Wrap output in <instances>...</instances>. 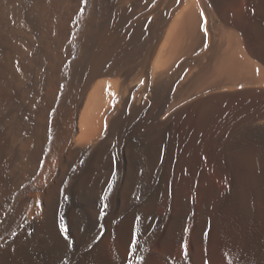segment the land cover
Returning <instances> with one entry per match:
<instances>
[{
  "label": "bare ground",
  "instance_id": "6f19581e",
  "mask_svg": "<svg viewBox=\"0 0 264 264\" xmlns=\"http://www.w3.org/2000/svg\"><path fill=\"white\" fill-rule=\"evenodd\" d=\"M0 264H264V0H0Z\"/></svg>",
  "mask_w": 264,
  "mask_h": 264
},
{
  "label": "snow or ice",
  "instance_id": "6c2138e0",
  "mask_svg": "<svg viewBox=\"0 0 264 264\" xmlns=\"http://www.w3.org/2000/svg\"><path fill=\"white\" fill-rule=\"evenodd\" d=\"M87 2V0H82V3H86ZM105 209L107 208V204H105ZM62 227H63V225H62ZM64 238H65V240L66 241H68V244H69V246H72V243H73V241L71 240V238L68 236V233H67V229L66 228H64ZM185 248H186V246H185ZM135 250H136V245H132V251H133V253L135 252ZM187 255V252H185V256ZM142 259V258H141Z\"/></svg>",
  "mask_w": 264,
  "mask_h": 264
}]
</instances>
